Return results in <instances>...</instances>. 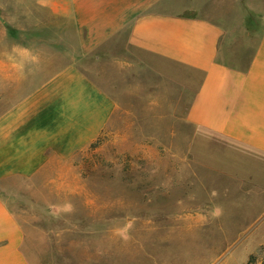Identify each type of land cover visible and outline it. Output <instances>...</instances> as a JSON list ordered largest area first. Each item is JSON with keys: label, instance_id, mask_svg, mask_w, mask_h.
<instances>
[{"label": "crops", "instance_id": "obj_1", "mask_svg": "<svg viewBox=\"0 0 264 264\" xmlns=\"http://www.w3.org/2000/svg\"><path fill=\"white\" fill-rule=\"evenodd\" d=\"M196 9L177 0H0V181L72 165L104 133L116 102L79 62L127 29L126 54L182 88V118L199 129L198 149L218 152V176L264 190V0H218V18L186 15ZM0 264H47L32 256L1 194Z\"/></svg>", "mask_w": 264, "mask_h": 264}, {"label": "rangeland", "instance_id": "obj_2", "mask_svg": "<svg viewBox=\"0 0 264 264\" xmlns=\"http://www.w3.org/2000/svg\"><path fill=\"white\" fill-rule=\"evenodd\" d=\"M177 2L197 5L187 16L218 18V0ZM127 33L79 62L116 102L104 133L72 165L0 181L32 256L47 264H264V190L218 176V152L198 149L206 147L199 129L182 118V88L126 54ZM196 216L203 222L187 226Z\"/></svg>", "mask_w": 264, "mask_h": 264}]
</instances>
